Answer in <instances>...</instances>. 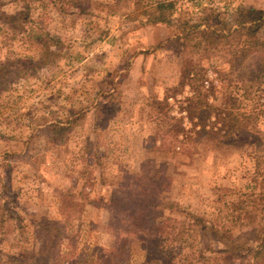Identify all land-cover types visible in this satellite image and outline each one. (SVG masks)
<instances>
[{
    "label": "rangeland",
    "instance_id": "374dc122",
    "mask_svg": "<svg viewBox=\"0 0 264 264\" xmlns=\"http://www.w3.org/2000/svg\"><path fill=\"white\" fill-rule=\"evenodd\" d=\"M158 1L167 0H0V14L29 15L0 19V67H8L0 72V210L13 230L0 235V263L31 264L43 223H66L62 201L72 195L79 203L81 195L98 202L87 201L71 223L80 237L75 258L102 264L116 239L109 209L97 205L125 182L148 185L222 231L264 225V152L258 165L246 145L214 148L195 133L201 121L189 111L190 100L203 99L264 133V27L242 39L250 58L243 78L239 68L231 73L228 53L178 39L186 26L231 28L238 10H264V0H173L170 23L155 24L145 11ZM42 51L54 54L40 61ZM29 59L23 70L9 67ZM185 59L200 80L181 87ZM216 122L208 120L209 129ZM156 172L165 181H151ZM162 257L135 243L130 264H163Z\"/></svg>",
    "mask_w": 264,
    "mask_h": 264
},
{
    "label": "trees",
    "instance_id": "16d2710c",
    "mask_svg": "<svg viewBox=\"0 0 264 264\" xmlns=\"http://www.w3.org/2000/svg\"><path fill=\"white\" fill-rule=\"evenodd\" d=\"M149 8L145 11L149 21L155 24L170 23L166 12L174 10L175 3L173 0L158 1ZM0 19L9 24H15L27 22L29 15L26 12H20L15 16L1 13ZM234 23L231 28L225 23L217 26L208 23V26L199 24L182 27L185 35L178 39L185 41L191 39L192 42H196L195 46L212 54L228 53L231 56V73L239 68L238 76L241 78L244 73L243 69H240L243 67L246 70L250 62L249 56L242 49V39L244 36L257 34L264 27V10L240 9L234 17ZM42 52L40 61L44 60L45 56L54 54L53 51ZM12 62L9 67H19L23 70L25 65H31L30 62L34 61L29 59L25 63L19 60ZM7 69L8 67H0V72ZM258 77L260 79L264 77V69L260 71ZM182 79L181 87H184L186 82L195 84L200 80V74L196 71L192 59L190 61L185 59ZM193 99L189 101V111L197 115V119L201 121L200 125L192 124L199 137L215 144L214 148L218 150L233 148L235 144L246 145L260 165L261 154L264 152V133L247 126L241 119L242 115L236 111L221 109L206 103L203 99L199 101H197L198 98ZM213 116L217 119L214 125L218 128L209 129L207 121ZM215 129L219 131L216 132ZM216 136H218L217 139L214 138ZM136 176L145 177L144 175ZM158 176L156 172L151 176V181L153 179L165 181L164 177L156 178ZM149 189L148 185L142 188V186L135 187L125 182L122 187L112 191L106 199L100 201L101 204L97 205L109 209L107 231L116 239L108 258L102 264H130L132 245L135 243H147L151 252L160 256L165 254L167 257H162L163 264H166L170 257L198 264H264V225H254L250 230L240 234L231 230L222 231L216 225H210L205 219L185 212L180 204L158 198L153 194L157 191L150 193ZM87 201L90 205L98 202L81 195H79V203L72 195L62 201L61 210L66 217V223L51 221L43 223L44 235L41 245L31 257L27 258L28 261L31 260V264H93L94 259L89 263L75 258L80 237L72 228L70 229L71 223L78 215L81 219ZM77 204H79L78 212L75 211ZM171 213L186 215L184 219H177L170 216ZM4 223V214L0 210V235L13 233V230L6 227ZM201 246H204V251H201ZM54 253L60 256L59 261L54 260L52 256Z\"/></svg>",
    "mask_w": 264,
    "mask_h": 264
}]
</instances>
